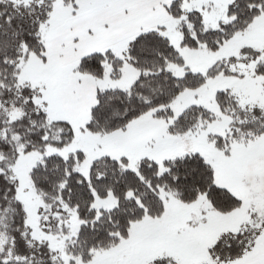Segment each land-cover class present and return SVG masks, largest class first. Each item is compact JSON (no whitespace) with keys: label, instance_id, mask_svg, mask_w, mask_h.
<instances>
[{"label":"snow or ice","instance_id":"snow-or-ice-1","mask_svg":"<svg viewBox=\"0 0 264 264\" xmlns=\"http://www.w3.org/2000/svg\"><path fill=\"white\" fill-rule=\"evenodd\" d=\"M0 264H264V0H0Z\"/></svg>","mask_w":264,"mask_h":264}]
</instances>
